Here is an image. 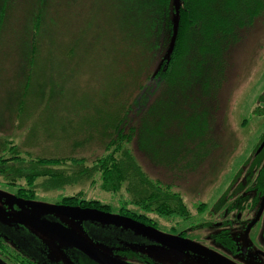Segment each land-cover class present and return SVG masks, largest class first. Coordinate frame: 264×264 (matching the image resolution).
<instances>
[{"label": "rangeland", "instance_id": "1", "mask_svg": "<svg viewBox=\"0 0 264 264\" xmlns=\"http://www.w3.org/2000/svg\"><path fill=\"white\" fill-rule=\"evenodd\" d=\"M43 1L40 4L38 0H0V142H11L16 146L18 155L24 158L21 162L28 169L31 155L36 159L66 157L85 161L77 162L78 165L73 160L65 162L60 169L63 178L59 184H53L50 177H38L31 187L36 194L31 202L17 201V187L12 181L6 182L0 174V232L7 230L9 235L6 232L4 235L13 246L44 264L99 263L50 233L41 219L61 222L106 252L128 250L138 253L141 259L171 264L174 253H187L180 248L162 247L126 227L90 219L73 220L59 214L54 217L46 209L58 206L62 198L83 194L86 200L110 206L111 214L115 216H119L122 207L138 211L136 206L127 204L131 199L127 190L133 185L125 183L117 193L106 192L101 188L100 173L96 170L91 169L83 176L73 175L74 170L81 167L92 168L94 160L104 154L108 140L100 136L103 121L112 119L124 106L132 105L136 96L129 91L119 93L113 85L100 84L103 82L98 78V72L108 80L113 69L106 66L110 49L105 48L107 44L101 38L104 37L101 31L93 29V25L85 27V20L95 18L88 13L93 10L92 0H85L79 3L80 6L74 4L75 0ZM256 9L258 15L251 18L249 25L239 28L237 41L225 51L222 66L220 61L212 64L217 70L212 72L213 78L207 75L204 84L211 80L214 83L211 84L215 88L214 94L210 97L213 99L195 101L194 98L200 95H196L200 87L198 85L194 90L193 84H188L189 96L185 91L188 99H183L181 105L172 104L163 97L159 102L162 86H155L149 91L151 98L145 100L147 104L144 101L143 107L147 112L148 106H153L155 116L151 120L143 111L130 117V123L125 126V130L133 124L137 128L145 118L149 127L144 125L143 132L138 133L126 148L132 151L135 161L150 179L170 185L169 192L178 193L186 207V213L177 216L147 212L152 223L162 231L195 227L209 220V214L205 213H210L213 207L218 208L223 192H236V185L231 184L235 177L244 176L246 171L258 175L264 158L258 160V165L252 156L264 133V103L260 98L264 97V0ZM39 10H42V29L34 36V32L29 31V24ZM77 21H84L81 29H77ZM58 36L61 42L54 41ZM73 38H77L73 43L66 42ZM25 39L28 45L34 42L38 57L59 63L54 73L57 72L64 83L61 90L55 93L49 86L40 58L32 60L26 69L18 65L22 52L29 48L27 44L19 46ZM65 45L61 56L55 47L64 48ZM73 59L76 60L70 62ZM26 76L31 78L27 89L23 80ZM147 84L150 83L143 81L144 86ZM199 84H203L201 80ZM25 89L34 91L32 96L40 94L41 97L26 98L24 110H19V101L15 98ZM171 105L175 112L170 109ZM163 112L171 115L175 126L171 127L165 120L170 126L168 143L163 141L156 145V138L148 140L150 145L157 146L153 160L140 147L138 138L153 128L155 120L160 122ZM2 155L8 158L11 152L0 153ZM8 176L5 175L12 178L11 174ZM23 183V180L19 181V184ZM32 203L35 205H30ZM203 204L208 209L201 215L205 208ZM218 218L213 216L210 220L218 221Z\"/></svg>", "mask_w": 264, "mask_h": 264}, {"label": "trees", "instance_id": "2", "mask_svg": "<svg viewBox=\"0 0 264 264\" xmlns=\"http://www.w3.org/2000/svg\"><path fill=\"white\" fill-rule=\"evenodd\" d=\"M46 1L49 3V0ZM83 1L85 0H75L74 4L80 6L79 3L81 4ZM260 1L181 0L176 45L170 58L167 59V53L174 35L175 0H92L93 10L88 13H92L98 20L95 18L90 21L85 20V27L88 28V26L93 25V29L101 31L102 36H104L101 38L107 44L105 48L110 49L109 55L107 51L106 66L113 69L108 80L98 72V78L102 79L103 82L100 84L103 86L113 85L112 88L119 93L129 91V93L135 94L136 99L132 105H126L127 107L124 106L117 111L112 119L103 121V132L100 136L106 141L108 140L104 146V154L94 160L92 168L81 167L74 170L73 175L83 176L88 174L91 169L96 170L97 173H100L101 188L106 192L117 193L125 183L133 185L134 187H129L127 190L131 195L127 204L136 206L138 211L122 207L120 216L134 219L147 226H155L156 224L152 223L147 212H156L162 216H177L186 213V207L180 195L175 192L170 193V185H165L160 180L150 179L135 161L132 151L126 148V145L131 144L138 133L143 132L144 125L146 128L149 127L144 121L145 118L141 119V125L137 128L133 124L128 127V130H125V126L130 123V117L137 116L143 111L146 112L147 108L143 109L145 102L147 104L145 100L151 98L149 91L154 90L155 86L157 88L162 86L159 102L163 97L164 100L171 101L172 104L177 102L181 105L183 99H188L185 98V91L188 95L186 90L188 84H193L194 90L198 85L200 87L196 93L197 96L199 93L200 95L194 98L195 101L213 99L210 97H213L212 94H214L212 90L215 88L211 86L214 83L211 80V82L207 81V84H204L207 75H211L213 78L212 72L217 70V67L212 64L220 61L219 65L222 66L225 51L238 39L239 28L249 25L251 18L258 15L256 7ZM38 2L44 3L43 0H38ZM261 8L260 5L259 9L261 10ZM41 19L42 10H39L33 16L31 25L29 24V31L32 30L34 36L38 35L42 29ZM246 20L248 21L246 22ZM81 23L84 21L76 22L77 29H81ZM60 38L59 36L55 37L56 40L54 39V41L61 42ZM75 39L77 38L66 42L71 44ZM26 44L25 39L19 43V46ZM76 44L77 42L74 45ZM28 46L29 48L22 52L21 62L18 64L23 69H26V65L30 67L32 60L40 58L34 42ZM55 49H59L58 52L62 56L66 45L64 48L55 47ZM40 59L44 65L45 78L56 93L64 86L58 73H54V70L59 68L57 67L59 63L57 64L53 60H45L46 58ZM74 60L76 59L70 62ZM23 80L27 89L31 78L26 76ZM200 80L203 84H199ZM143 81L150 84L144 86ZM176 86L178 87L176 88ZM26 89L21 94L17 92L18 95L15 99L19 101V110H24L26 98L41 97L40 94L37 97L34 94L32 96L34 91H26ZM47 92L48 84L46 85V95L49 93ZM189 93L193 94L191 90ZM177 94L178 96H176ZM148 107L146 113L152 120V117L155 116L153 115L155 109L153 106ZM170 109L175 112L173 105ZM159 120L160 122L155 120L152 125L153 128L147 129L146 134L138 138L140 147L153 160L156 158L157 146L155 144L150 145L148 140L156 138V145L163 141L168 143L170 139L167 132H169L170 126H175L174 119L166 112L160 115ZM165 120L169 121L170 126L165 124ZM7 145H9L8 149L6 148ZM4 146L5 148H3ZM8 151L11 152V157L0 156V174L6 179V182L12 181L17 187L15 191L17 201L31 202L35 199L36 194L31 187L38 177H50L53 184H59L63 178L60 169L65 162L73 160L74 164L78 165V163L85 161H77L74 158L66 159V157L36 159L31 155V167L28 169L21 162L24 161V158L18 155L16 146L11 145V142L7 144L0 142V153ZM10 174L12 175L11 179L5 177V175L10 176ZM21 180L24 181L23 184H19ZM83 196V194L68 196L62 198V201L57 204L111 213L110 206L96 200H86ZM203 206L206 208L205 205ZM2 231L0 232V264H44L41 260L13 247L4 235L6 230ZM113 254L135 263L147 262L146 259H141L140 255L133 251L119 249ZM147 263L154 264L149 260Z\"/></svg>", "mask_w": 264, "mask_h": 264}, {"label": "flooded vegetation", "instance_id": "3", "mask_svg": "<svg viewBox=\"0 0 264 264\" xmlns=\"http://www.w3.org/2000/svg\"><path fill=\"white\" fill-rule=\"evenodd\" d=\"M260 98L264 103V97L261 96ZM258 140L252 156L257 163L260 158H264V133ZM260 165L261 167H259L257 176L246 171L244 176L239 177L238 175V177L234 178L231 184L236 185V192L227 193L226 190L223 192L219 200L218 208H215V210L213 207L210 213H205L209 214V220L206 217V221L197 224L195 227L172 228L167 232L162 231L157 225L150 226L167 235L184 239L220 258L217 259L209 255L199 254L185 248H180L187 254L174 253L171 257V264H226L224 261L230 264H264V160ZM206 209H208L207 206L204 208L205 211L203 210V213L201 212L200 214L204 215ZM52 216L56 217L54 214H52ZM213 216H218V221H211ZM40 221L42 224L43 222H48L68 228L59 221H50L46 219H41ZM5 232L9 235L7 230ZM133 232L161 245L142 234L136 233L135 231ZM77 234L79 235V233ZM161 246L166 247L163 245ZM96 247L99 248L98 246ZM102 251L106 252L105 250ZM106 253L123 259L111 252ZM126 261L133 264H151L147 263L148 259H146L147 262L138 263L129 260ZM154 264L164 263L155 261Z\"/></svg>", "mask_w": 264, "mask_h": 264}, {"label": "water", "instance_id": "4", "mask_svg": "<svg viewBox=\"0 0 264 264\" xmlns=\"http://www.w3.org/2000/svg\"><path fill=\"white\" fill-rule=\"evenodd\" d=\"M180 6H181V0H175L174 35L171 41L170 48L167 53V59L170 58L176 45L179 23H180ZM25 204H29V203H25ZM33 204L35 205V203H32L30 205ZM46 209L49 213H52L54 215L55 214L63 215L73 220L90 219L104 224L126 227L131 229L132 231H135L136 233L144 235L145 237L163 246L170 248H185L195 253L205 254L220 259L217 255L209 251H206L184 239L167 235L165 233L158 231L153 227L146 226L128 217H124L120 215L115 216L111 213H106L96 209L73 207V206L58 205V206L47 207ZM43 225L49 232L65 240L74 249H76L77 251H79L89 259L93 260L94 262H97L99 264H133L131 262L119 259L113 255H110L102 251L101 249L93 245L91 242L87 241L85 238H83L82 236L78 235L77 233H75L74 231L68 228L56 224H51L48 222H43ZM224 263L230 264L225 261Z\"/></svg>", "mask_w": 264, "mask_h": 264}]
</instances>
